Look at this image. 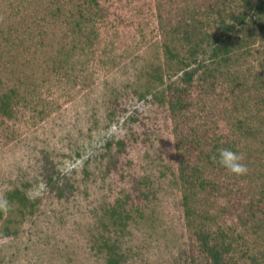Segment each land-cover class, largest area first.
Listing matches in <instances>:
<instances>
[{
  "label": "rangeland",
  "instance_id": "obj_1",
  "mask_svg": "<svg viewBox=\"0 0 264 264\" xmlns=\"http://www.w3.org/2000/svg\"><path fill=\"white\" fill-rule=\"evenodd\" d=\"M162 1L0 0V100L12 97L9 109L0 103V196L11 205L0 211V264H109L104 244L119 264H192L197 228L224 235L229 264H264V215L245 223L254 210L244 208L264 205V106L255 104L264 40L233 62L234 82L212 79L214 92L190 96L191 119L208 122L248 169L236 176L201 164L197 175L220 192L197 194L190 227L184 154L162 96L180 66L167 61L161 24L192 15L209 28L243 4ZM243 119L250 136L235 131Z\"/></svg>",
  "mask_w": 264,
  "mask_h": 264
},
{
  "label": "trees",
  "instance_id": "obj_2",
  "mask_svg": "<svg viewBox=\"0 0 264 264\" xmlns=\"http://www.w3.org/2000/svg\"><path fill=\"white\" fill-rule=\"evenodd\" d=\"M85 1L91 5L96 3V0ZM240 1L243 5L238 12L232 9L222 14L219 11L218 20L213 27L206 28L192 15L188 19L179 17L172 20L169 28H165L161 24L162 31L168 30L170 36L169 44L164 45L167 61L170 67L180 66V74L174 76L175 79L166 81L167 85L162 96H167L166 101L170 115L175 123L176 148L184 154L183 157H179L178 170L182 187V206L188 224H191L190 218L196 214L192 201L196 199L197 194L206 189L208 190H206L207 195L220 192L219 187L214 184L208 186L206 179L197 174L201 169V164L221 170L222 167L212 157L213 155L218 156V149L224 148L223 145H220V138L215 136L214 129L208 126V122H205L206 125L202 127L196 124L194 119H191L190 96L194 88L199 91L197 94L199 97L214 92L216 88L214 83H209V80L212 79L218 81L223 78L220 83L226 80L234 82L235 77L233 73H230L233 62L249 53L257 40H264V0ZM163 10L166 11V7L158 8L157 16L160 22L163 20ZM79 14L84 16L81 11ZM179 44L181 49L185 48L184 55L179 54L176 47ZM199 55L206 56V59L197 60ZM164 77L163 72L156 73V80L162 85L165 84ZM262 78L259 80L260 83L264 80V75ZM11 98L7 94L3 96L0 100L2 110L9 109ZM255 104L264 106V94ZM209 122L216 126L215 121L210 120ZM249 123L246 119L238 120L234 127L235 131L245 136L252 135L254 129L250 127ZM244 208L254 210L250 213L251 217L245 219V223H258L263 220L260 217L264 215V205L261 202L256 201L255 203L252 200ZM255 210H257V214H260L259 217L255 215ZM206 218L207 216H199L200 226ZM195 225L193 222L189 226L194 227ZM196 230L197 251L201 258L197 262L192 258V264H229L227 255L231 243L226 242L224 235L216 233L214 236L215 233H210L203 228ZM103 247L108 250L110 255L109 264H119L118 259L111 256H117L115 249L107 244H104Z\"/></svg>",
  "mask_w": 264,
  "mask_h": 264
},
{
  "label": "clouds",
  "instance_id": "obj_3",
  "mask_svg": "<svg viewBox=\"0 0 264 264\" xmlns=\"http://www.w3.org/2000/svg\"><path fill=\"white\" fill-rule=\"evenodd\" d=\"M212 159L230 174L241 176L246 174L247 167L242 163L243 156L229 148L218 149V156L213 155ZM10 202L4 196H0V211L7 213L10 210Z\"/></svg>",
  "mask_w": 264,
  "mask_h": 264
}]
</instances>
